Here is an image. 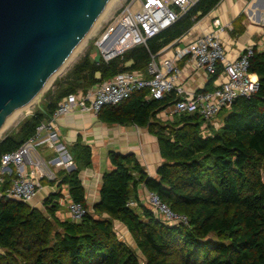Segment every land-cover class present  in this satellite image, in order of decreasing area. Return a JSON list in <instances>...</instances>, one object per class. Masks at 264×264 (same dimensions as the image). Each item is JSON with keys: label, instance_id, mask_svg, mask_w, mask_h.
<instances>
[{"label": "trees", "instance_id": "1", "mask_svg": "<svg viewBox=\"0 0 264 264\" xmlns=\"http://www.w3.org/2000/svg\"><path fill=\"white\" fill-rule=\"evenodd\" d=\"M222 0L199 2L170 27L109 62L95 60V41L53 87L43 102L18 127L0 139L2 155L16 150L36 135L37 127L54 114L66 95L88 90L116 74L147 67L152 54L186 34ZM131 61L129 65H125ZM223 70L211 73L212 83ZM250 72L259 88L224 108L222 126L210 125L199 113L176 114L171 121L156 115L169 105L136 90L118 104L105 105L101 120L148 126L157 135L163 162L157 176L144 170L134 153L110 151L113 169L102 179L100 199L82 220L61 219L60 193L49 195L45 210L30 202L0 198V264H264V52L254 47ZM207 90V89H206ZM78 167L59 173L71 198L88 209L80 170L91 164L90 147H70ZM11 183L5 179V186ZM144 183L187 223L158 218L142 202L138 185ZM137 202L136 206L129 205ZM122 223L135 239L144 259L115 229Z\"/></svg>", "mask_w": 264, "mask_h": 264}, {"label": "built area", "instance_id": "2", "mask_svg": "<svg viewBox=\"0 0 264 264\" xmlns=\"http://www.w3.org/2000/svg\"><path fill=\"white\" fill-rule=\"evenodd\" d=\"M198 2L199 0H130L95 41L101 60L109 62L137 45L146 44L148 39L172 26ZM254 47L249 46L237 59L229 60L215 32L204 33L183 46H178L172 56L171 44L157 54H152L146 74L136 70L120 72L101 82L93 94L71 93L64 96L52 117L37 127L34 137L16 150L2 155L0 198L6 196L31 202L43 188L39 173L49 179L55 178L48 162L36 153V141L45 138L50 146L60 149L56 120L77 109L98 115L105 105L118 104L134 91L148 89V98L154 99H163L169 93L176 92L180 97L173 105L175 114L199 113L208 120L214 119L224 108H230L237 98L257 92L259 79H254L249 70ZM183 58H187L196 67L205 68L209 73L215 72L217 64L221 62L224 67L215 79L217 85L214 89L186 94L184 86L178 83L183 70L177 61ZM50 164L71 169L74 160L69 154H62L53 158ZM7 177L11 178V183L5 186ZM148 200L158 218L168 223H187L186 216L174 213L156 193L150 192ZM129 205L136 206L137 203L130 201ZM67 208L74 221L82 220L89 212L82 202L74 200L67 204Z\"/></svg>", "mask_w": 264, "mask_h": 264}, {"label": "crops", "instance_id": "3", "mask_svg": "<svg viewBox=\"0 0 264 264\" xmlns=\"http://www.w3.org/2000/svg\"><path fill=\"white\" fill-rule=\"evenodd\" d=\"M208 32H215L229 60L237 59L249 46H255L259 52H264V0H222L213 10L197 21L186 34L171 43V56L178 46H183ZM167 53L170 54V52ZM130 63L131 61H128L125 65ZM177 64L183 70L178 83L184 86L186 94L206 89L212 90L217 85L215 80L210 82L211 73L205 68L196 67L188 62L187 58L178 60ZM146 69L147 67L135 70L146 74ZM251 75L254 79H259L256 73H251ZM98 85L86 91L79 90L78 94H93ZM174 94L175 97L169 101V105L158 111L157 119L163 122L174 119L176 114L173 113V105L180 97L176 92ZM56 121L59 130L58 144L61 148L50 146L45 142V138L36 141V153L48 162L55 178L49 179L39 173L43 188L30 202L32 205L44 208L45 199L59 192L60 196L57 201L60 209L57 215L61 219L72 220L67 204L73 199L69 186L59 184L61 180L59 173L62 170H74L78 164L73 159L74 166L71 169H65L50 164V161L62 154L72 156L70 147L77 142L90 147L92 154L91 164L80 170V178L85 188V198L90 211H93V204L100 199L104 174L113 169L110 151L121 154L134 153L148 175L157 176V170L163 162V157L157 135L148 126L135 123H110L101 120L91 111L83 112L79 109L59 116ZM210 125L216 128L222 126V115L219 114L214 119L208 120V123L204 125L205 131H212ZM150 192L144 183L138 185V194L142 202L149 203Z\"/></svg>", "mask_w": 264, "mask_h": 264}, {"label": "water", "instance_id": "4", "mask_svg": "<svg viewBox=\"0 0 264 264\" xmlns=\"http://www.w3.org/2000/svg\"><path fill=\"white\" fill-rule=\"evenodd\" d=\"M109 2L0 0V130L13 111L40 100Z\"/></svg>", "mask_w": 264, "mask_h": 264}, {"label": "rangeland", "instance_id": "5", "mask_svg": "<svg viewBox=\"0 0 264 264\" xmlns=\"http://www.w3.org/2000/svg\"><path fill=\"white\" fill-rule=\"evenodd\" d=\"M129 1L130 0H112L108 3L103 13L94 22L91 30L85 36L82 43L79 44L77 51L73 55L72 59L62 69V71L55 76V78L52 80V82L49 84L47 89L42 94L40 100L37 99L31 102L27 107L23 108L22 110H19L13 118L7 121L3 126L2 130L0 131V139L3 138L8 133L14 131L26 117L32 115L36 111L39 105L43 102V97L46 91L49 90L51 87H53L55 80L58 77L64 76L73 67V65L84 55V53L87 51L90 45L105 32L108 25L119 16L122 9ZM41 209L45 210V207ZM115 229L119 237L125 240L129 245H131L137 251L141 260H143L144 256L142 252L138 249L137 243L135 239L132 237L131 233L127 231L128 229L120 222H115ZM3 251L4 250L0 248V253H2Z\"/></svg>", "mask_w": 264, "mask_h": 264}, {"label": "bare ground", "instance_id": "6", "mask_svg": "<svg viewBox=\"0 0 264 264\" xmlns=\"http://www.w3.org/2000/svg\"><path fill=\"white\" fill-rule=\"evenodd\" d=\"M110 1H112V0H110ZM108 5V4H107ZM105 10V9H104ZM103 10V11H104ZM103 13V12H102ZM101 13V14H102ZM100 14V15H101ZM100 15L95 19V21L100 17ZM94 21V22H95ZM94 24V23H93ZM93 26V25H92ZM92 28V27H91ZM91 30V29H90ZM89 30V31H90ZM89 33V32H88ZM87 33V34H88ZM86 34V35H87ZM85 35V36H86ZM85 36L81 39V41L79 42V44L80 43H82V41H83V39L85 38ZM79 44L77 45V47H76V49L73 51V53L70 55V57L67 59V61L59 68V69H57V71L54 73V75L50 78V80L48 81V83H47V85H46V87H48L49 86V84L52 82V80L55 78V76L59 73V72H61L62 71V69L69 63V61L72 59V57H73V55L76 53V51H77V48H78V46H79ZM40 95V94H39ZM39 95H37V97L35 98V99H33V101H35V100H37L38 98H39ZM33 101H31V102H33ZM30 104V103H29ZM29 104H27L26 106H24V107H21V108H19V109H17V110H15V111H13L8 117H7V120H6V122L7 121H9L11 118H13L16 114H17V112L19 111V110H22L23 108H25V107H27ZM5 122V123H6ZM2 130V129H1ZM0 130V131H1Z\"/></svg>", "mask_w": 264, "mask_h": 264}]
</instances>
